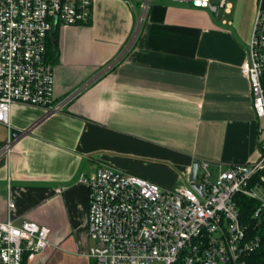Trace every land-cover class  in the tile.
<instances>
[{
  "label": "crops",
  "instance_id": "crops-1",
  "mask_svg": "<svg viewBox=\"0 0 264 264\" xmlns=\"http://www.w3.org/2000/svg\"><path fill=\"white\" fill-rule=\"evenodd\" d=\"M93 4L88 24L56 28L48 40L56 98L77 95L51 114L14 104L11 125L0 123V148L13 130L23 132L0 160L1 218L51 231L52 245L24 264H96L81 172L108 166L176 188L196 161L214 169L254 161L264 137L241 71L251 30L156 3L133 48L92 80L123 52L136 22L124 0Z\"/></svg>",
  "mask_w": 264,
  "mask_h": 264
},
{
  "label": "built area",
  "instance_id": "built-area-1",
  "mask_svg": "<svg viewBox=\"0 0 264 264\" xmlns=\"http://www.w3.org/2000/svg\"><path fill=\"white\" fill-rule=\"evenodd\" d=\"M135 26L123 52L92 80L110 71L138 41L154 4L190 6L211 15L231 14L230 0H124ZM94 0H0V123L10 126L14 104L62 111L78 92L58 100L48 40L56 28L86 25ZM255 20L241 71L251 86L253 109L264 120V0H254ZM229 27L226 19L218 23ZM217 24V25H218ZM87 83L85 86H87ZM261 132H263L260 126ZM15 140L0 148V160ZM199 162L194 183L163 188L119 169L101 166L81 172L89 188L88 257L96 264H264V137L258 157L217 166ZM214 169V168H213ZM215 178V179H213ZM64 188H58L60 194ZM254 200L248 215L241 204ZM15 204L10 202V208ZM48 227L31 220L16 225L0 211V264H24L51 246Z\"/></svg>",
  "mask_w": 264,
  "mask_h": 264
},
{
  "label": "rangeland",
  "instance_id": "rangeland-1",
  "mask_svg": "<svg viewBox=\"0 0 264 264\" xmlns=\"http://www.w3.org/2000/svg\"><path fill=\"white\" fill-rule=\"evenodd\" d=\"M234 8L231 14H225L224 11L220 12L217 24L226 19L234 23V29L241 33H246L252 29L255 20V4L254 0H230ZM250 36V35H249ZM250 38V37H249ZM260 126L264 131V120L260 121ZM214 177L217 178V169H213ZM213 178V179H215Z\"/></svg>",
  "mask_w": 264,
  "mask_h": 264
},
{
  "label": "water",
  "instance_id": "water-1",
  "mask_svg": "<svg viewBox=\"0 0 264 264\" xmlns=\"http://www.w3.org/2000/svg\"><path fill=\"white\" fill-rule=\"evenodd\" d=\"M22 134H23V132H21V131L13 130L11 132V138L13 140H16ZM198 168H199V162L196 161L193 164V169H192V174H191V176H192L191 177V180H192L191 186L194 187V188H196V190H200L201 189V187L199 185L196 186V184L194 183L195 178L197 177L196 175H197V172H198Z\"/></svg>",
  "mask_w": 264,
  "mask_h": 264
},
{
  "label": "trees",
  "instance_id": "trees-1",
  "mask_svg": "<svg viewBox=\"0 0 264 264\" xmlns=\"http://www.w3.org/2000/svg\"><path fill=\"white\" fill-rule=\"evenodd\" d=\"M264 173V172H263ZM256 207L254 200L246 199L242 202L241 208L244 215L250 214Z\"/></svg>",
  "mask_w": 264,
  "mask_h": 264
}]
</instances>
